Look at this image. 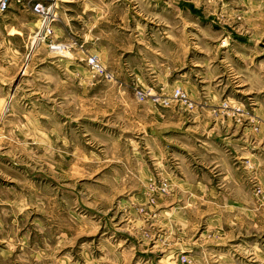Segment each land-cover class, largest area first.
<instances>
[{
    "label": "rangeland",
    "instance_id": "rangeland-1",
    "mask_svg": "<svg viewBox=\"0 0 264 264\" xmlns=\"http://www.w3.org/2000/svg\"><path fill=\"white\" fill-rule=\"evenodd\" d=\"M45 1L0 13V264H264V0Z\"/></svg>",
    "mask_w": 264,
    "mask_h": 264
},
{
    "label": "built area",
    "instance_id": "built-area-1",
    "mask_svg": "<svg viewBox=\"0 0 264 264\" xmlns=\"http://www.w3.org/2000/svg\"><path fill=\"white\" fill-rule=\"evenodd\" d=\"M20 4L23 9H27L30 12L37 15L40 20V25L36 27L34 32V39L39 38L41 41L46 40V36L52 34V21L55 19L54 11H52V3H47L45 0H0V13L8 10L11 5ZM49 48L56 51L59 54H66L72 46V41H54L51 37L48 38ZM94 56V55H93ZM94 57H89L88 61H95ZM173 95H181L179 90L176 88L173 90Z\"/></svg>",
    "mask_w": 264,
    "mask_h": 264
},
{
    "label": "water",
    "instance_id": "water-1",
    "mask_svg": "<svg viewBox=\"0 0 264 264\" xmlns=\"http://www.w3.org/2000/svg\"><path fill=\"white\" fill-rule=\"evenodd\" d=\"M259 45L262 47V50L264 52V43L263 42H259Z\"/></svg>",
    "mask_w": 264,
    "mask_h": 264
},
{
    "label": "crops",
    "instance_id": "crops-1",
    "mask_svg": "<svg viewBox=\"0 0 264 264\" xmlns=\"http://www.w3.org/2000/svg\"><path fill=\"white\" fill-rule=\"evenodd\" d=\"M7 24H9V23H7ZM7 24H4V26H7Z\"/></svg>",
    "mask_w": 264,
    "mask_h": 264
}]
</instances>
